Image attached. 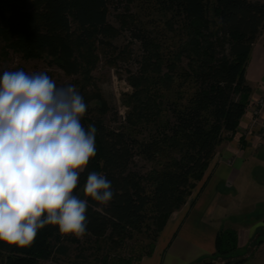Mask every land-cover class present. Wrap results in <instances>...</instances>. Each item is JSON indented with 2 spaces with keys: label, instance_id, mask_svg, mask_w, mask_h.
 Listing matches in <instances>:
<instances>
[{
  "label": "trees",
  "instance_id": "trees-1",
  "mask_svg": "<svg viewBox=\"0 0 264 264\" xmlns=\"http://www.w3.org/2000/svg\"><path fill=\"white\" fill-rule=\"evenodd\" d=\"M108 1L0 0V41L24 58L45 57L67 74L82 76L80 94L88 108L81 123L85 129L89 125L97 129V154L81 172L73 193L89 203L84 236L94 244L105 243L112 251L123 248L128 239L138 237L139 243L130 256L108 252L90 262L80 253L71 259L68 243H79L78 238L46 225L30 247L17 249L0 243V264H139L153 253L170 216L186 204L217 147L233 138L246 113L252 92L246 70L264 30V3L137 0L161 12L178 40L164 34L163 41L137 25L130 29L143 46L141 72L156 64L158 72L162 64L167 72L155 82L145 76L134 82L136 87L140 81L152 84L145 90L153 92L150 98H160L159 108L139 109L135 119L129 115L130 131L109 128L104 122L108 103L101 93L87 90L99 60L97 49L110 45L119 34L108 22ZM138 91L132 97H139ZM95 97L99 108L90 105ZM140 123L148 130L147 136L134 135ZM137 159L157 168L143 172ZM91 171L104 174L112 183L114 196L107 205L81 194ZM236 248V232L222 230L217 250L223 264L241 262L229 256Z\"/></svg>",
  "mask_w": 264,
  "mask_h": 264
},
{
  "label": "clouds",
  "instance_id": "clouds-1",
  "mask_svg": "<svg viewBox=\"0 0 264 264\" xmlns=\"http://www.w3.org/2000/svg\"><path fill=\"white\" fill-rule=\"evenodd\" d=\"M87 108L75 85L58 87L45 72L0 76V243L30 247L46 225L86 234L89 203L73 193L97 154L96 127L81 123ZM83 193L100 205L114 196L111 181L95 171Z\"/></svg>",
  "mask_w": 264,
  "mask_h": 264
},
{
  "label": "crops",
  "instance_id": "crops-1",
  "mask_svg": "<svg viewBox=\"0 0 264 264\" xmlns=\"http://www.w3.org/2000/svg\"><path fill=\"white\" fill-rule=\"evenodd\" d=\"M246 78L252 96H258L264 89V30ZM251 122L247 109L233 138L217 147L186 204L170 216L153 253L139 264H165L170 258L172 264H223L217 250L222 230L236 232L232 261L264 264V134Z\"/></svg>",
  "mask_w": 264,
  "mask_h": 264
},
{
  "label": "rangeland",
  "instance_id": "rangeland-1",
  "mask_svg": "<svg viewBox=\"0 0 264 264\" xmlns=\"http://www.w3.org/2000/svg\"><path fill=\"white\" fill-rule=\"evenodd\" d=\"M108 2V22L119 31V34L111 39L110 45L97 49L99 60L91 73L93 77L92 84L89 83L87 85V90L101 93L104 100L108 103L110 111L104 116V122L109 128L121 129L125 127L130 131V125L127 120L129 115L132 119H135L138 114L136 112L139 109H142L143 112L152 111L159 108L158 103H160L158 96L150 98L148 94L151 93L153 95V92L149 89L145 90V88L151 87L152 84L140 81L139 87H136L137 85H134L136 77L145 76L155 82L158 79L157 77L163 76L167 72L165 64H162L159 72L158 64L148 69L147 72H141V62L144 56L143 46L132 36L130 29L134 28L135 25L140 26L146 29L149 34L160 36L159 38L162 37V40L164 34L174 37V41H177L178 37L175 36L176 33L173 30H170L165 25L164 21L166 18L156 9H149L141 5L137 0H109ZM122 20H125L126 23L124 22L123 24ZM48 60L45 57L24 58L9 43L0 41V76H2L4 71L22 69L29 74L42 71L55 80L58 87L69 84L75 85L80 93L81 86L79 81L82 76L69 75L60 66L55 63L50 64ZM185 63H187L186 60ZM135 91L141 93L137 98L132 97ZM135 99L138 101L136 102ZM90 105L99 108L101 103L95 97L90 101ZM135 128L133 131L134 135L139 137L148 135L145 125L140 123ZM137 166L143 172H148L155 167L157 168L155 164L142 159H137ZM81 194H84L83 190ZM137 238L133 240L128 239L123 248L112 251L105 243H101V245L94 244L86 236H83L78 238L79 243H68L70 249L69 257L75 259L77 255L83 253L84 257L89 258L91 262L96 256L108 252L112 255L121 254L123 256H130L132 247L136 246V243H139ZM99 245L101 249H98Z\"/></svg>",
  "mask_w": 264,
  "mask_h": 264
},
{
  "label": "built area",
  "instance_id": "built-area-1",
  "mask_svg": "<svg viewBox=\"0 0 264 264\" xmlns=\"http://www.w3.org/2000/svg\"><path fill=\"white\" fill-rule=\"evenodd\" d=\"M247 109L252 112L251 126H260L264 134V89L258 96H250Z\"/></svg>",
  "mask_w": 264,
  "mask_h": 264
}]
</instances>
